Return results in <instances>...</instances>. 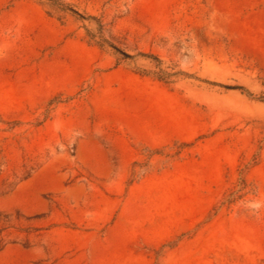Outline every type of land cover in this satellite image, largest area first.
<instances>
[{
	"label": "rangeland",
	"instance_id": "374dc122",
	"mask_svg": "<svg viewBox=\"0 0 264 264\" xmlns=\"http://www.w3.org/2000/svg\"><path fill=\"white\" fill-rule=\"evenodd\" d=\"M0 213V264H264V0H0Z\"/></svg>",
	"mask_w": 264,
	"mask_h": 264
},
{
	"label": "trees",
	"instance_id": "16d2710c",
	"mask_svg": "<svg viewBox=\"0 0 264 264\" xmlns=\"http://www.w3.org/2000/svg\"><path fill=\"white\" fill-rule=\"evenodd\" d=\"M72 10H74V9H72ZM76 12V11H75ZM114 48H116L118 51H120L125 57H132V55L131 54H129V53H127V52H125V51H122L121 49H119L118 47H116L115 45H112ZM148 56H150V57H152V58H155L156 60H158V61H160V59L157 57V56H155V55H148ZM235 88H240V89H243V90H246L244 87H242V86H238V87H235ZM2 214L0 213V216H1ZM10 221V218L8 217V215H5V216H3L2 218L0 217V222H5V223H7V222H9ZM0 249H2V247H0Z\"/></svg>",
	"mask_w": 264,
	"mask_h": 264
}]
</instances>
